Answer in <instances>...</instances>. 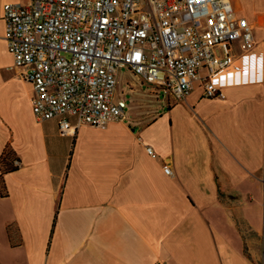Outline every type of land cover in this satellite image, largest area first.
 <instances>
[{"label":"crops","instance_id":"crops-1","mask_svg":"<svg viewBox=\"0 0 264 264\" xmlns=\"http://www.w3.org/2000/svg\"><path fill=\"white\" fill-rule=\"evenodd\" d=\"M23 2L0 0V174L20 162L0 178V264H264V0H230L254 27L258 82L220 76L222 97L197 84L64 136L11 68L3 6Z\"/></svg>","mask_w":264,"mask_h":264},{"label":"built area","instance_id":"built-area-1","mask_svg":"<svg viewBox=\"0 0 264 264\" xmlns=\"http://www.w3.org/2000/svg\"><path fill=\"white\" fill-rule=\"evenodd\" d=\"M2 19L11 68L32 89L34 119L55 120L63 136L126 120L116 97L121 70L174 101L197 84L203 98L222 97L220 76L259 81L261 68L248 58L254 27L230 0H27L5 4ZM11 164L20 166L15 157ZM163 170L171 174L167 160Z\"/></svg>","mask_w":264,"mask_h":264},{"label":"rangeland","instance_id":"rangeland-1","mask_svg":"<svg viewBox=\"0 0 264 264\" xmlns=\"http://www.w3.org/2000/svg\"><path fill=\"white\" fill-rule=\"evenodd\" d=\"M235 1L239 4V0ZM26 3L27 0H24L23 4ZM129 86H131L132 88L131 91L129 89ZM149 92L150 86L146 84H138L134 76L130 75L125 70H121L119 72V85L117 87L116 97L125 102V112L128 118L141 116L145 113V111L153 108L157 104V102L162 100L165 101V98H162L161 95L156 96L158 94ZM155 98H157V100Z\"/></svg>","mask_w":264,"mask_h":264},{"label":"trees","instance_id":"trees-1","mask_svg":"<svg viewBox=\"0 0 264 264\" xmlns=\"http://www.w3.org/2000/svg\"><path fill=\"white\" fill-rule=\"evenodd\" d=\"M13 170H15L14 168H12V167H10V166H7V167H4L3 169L1 168V174H0V178H1V176H2V174L4 173V172H6V171H13ZM1 181H0V189H1ZM59 193H60V191L56 194V198H55V205L57 204V202H58V199H59Z\"/></svg>","mask_w":264,"mask_h":264}]
</instances>
